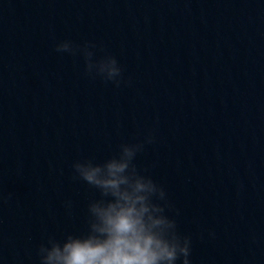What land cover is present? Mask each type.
<instances>
[{
  "label": "clouds",
  "instance_id": "1",
  "mask_svg": "<svg viewBox=\"0 0 264 264\" xmlns=\"http://www.w3.org/2000/svg\"><path fill=\"white\" fill-rule=\"evenodd\" d=\"M54 50L82 57L84 74L92 79L116 87L130 83L116 56L95 42L63 39ZM155 139L149 131L143 139L122 142L103 160L90 155L72 162V179L96 193L87 203L85 227L60 238L46 234L35 248L36 264H193L192 237L180 230L179 209L149 168L136 163L138 154ZM64 206L71 215L72 201ZM214 235L209 232L210 237Z\"/></svg>",
  "mask_w": 264,
  "mask_h": 264
}]
</instances>
